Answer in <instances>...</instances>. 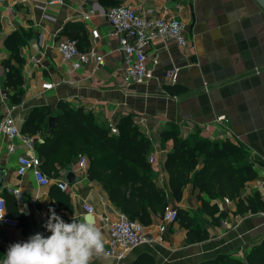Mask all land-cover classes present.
Instances as JSON below:
<instances>
[{
  "label": "crops",
  "instance_id": "1",
  "mask_svg": "<svg viewBox=\"0 0 264 264\" xmlns=\"http://www.w3.org/2000/svg\"><path fill=\"white\" fill-rule=\"evenodd\" d=\"M53 1V2H52ZM101 0H0V120L11 110L19 136L0 132V196L5 198V218L0 220V264L9 245L27 241L31 235L50 236L43 225L52 208L65 221L90 215L104 237V252L91 264H194L221 253L245 259L254 245L264 240V208L257 212L238 210V200L228 196L210 198L188 184L180 200L170 192L167 155L174 149L172 135L199 134L210 140L230 139L243 148L258 177L248 180L240 198L264 201L259 181L264 175V8L256 0H117L135 7L148 17H175L184 25L188 46L173 40H153L146 63L153 75L144 83L126 80L125 54ZM99 32L98 37L92 30ZM15 31L27 41L15 53L7 38ZM76 39L81 50L95 48L103 62L90 60L73 68L65 60L60 43ZM39 43L36 54L31 41ZM158 63H155V60ZM178 68L177 79L167 75ZM44 83L52 88L44 89ZM92 111L102 123L118 125L131 115L152 142L149 158L159 187L169 195L168 205L189 212L209 233L203 241L189 243L188 229L179 220L168 224L164 234L154 232L156 242L133 247L117 259L106 254L110 226L121 209L110 199L102 182L83 172L79 156L40 183L33 170L19 175V157L34 152L51 132L49 118L60 110L59 103ZM56 117V116H55ZM57 121V120H56ZM118 127V126H117ZM114 134V133H113ZM85 155V154H84ZM42 164L44 157H41ZM72 166L75 180L66 171ZM42 168V165H41ZM68 183L69 189L58 186ZM202 198L217 204L214 216L201 209ZM229 199V202L225 200ZM94 210L88 212L85 203ZM160 213L145 224L154 229ZM223 215V216H222ZM220 216V217H219ZM141 222V221H140Z\"/></svg>",
  "mask_w": 264,
  "mask_h": 264
},
{
  "label": "trees",
  "instance_id": "2",
  "mask_svg": "<svg viewBox=\"0 0 264 264\" xmlns=\"http://www.w3.org/2000/svg\"><path fill=\"white\" fill-rule=\"evenodd\" d=\"M101 1L110 3L109 0ZM112 2L105 6L119 5L117 0ZM26 41V34L21 31H15L7 38L15 53ZM58 106L57 125L38 146L40 156L44 157L42 170L56 175L59 169L72 162L73 157L85 154L89 159V177L102 182L110 199L129 218L148 224L154 214H163L170 198L158 186L152 171L149 154L153 144L133 117L122 116L117 125L119 133L113 134L108 124L100 122L92 111L72 107L63 101ZM172 138L174 149L167 155L165 168L170 175V192L176 200H180L185 187L192 184L213 199L236 198L241 212L243 206L253 212L264 208L259 193L257 200L248 198V204L240 198L246 182L258 177L241 146L230 139L213 141L199 134L190 137L174 134ZM201 209L218 220L215 216L219 210L217 204L202 198ZM178 220L188 229L189 243L208 238L207 230L186 210L178 208ZM133 264L147 263L138 260ZM194 264H264V240L254 245L245 259L232 253H221Z\"/></svg>",
  "mask_w": 264,
  "mask_h": 264
},
{
  "label": "built area",
  "instance_id": "3",
  "mask_svg": "<svg viewBox=\"0 0 264 264\" xmlns=\"http://www.w3.org/2000/svg\"><path fill=\"white\" fill-rule=\"evenodd\" d=\"M104 14L108 22L114 27L115 34L119 39L120 49L125 54L124 76L128 81L144 83L151 79L153 73L149 69L146 60L147 49L153 40H173L181 48L188 46V39L184 33V25L175 17H148L145 12H139L135 7L127 4L108 7ZM92 35L98 37V30L93 29ZM60 50L65 60L73 61V68L75 69L82 67L92 59H95L98 63L103 62V56L95 48L81 50L77 40L73 38L63 40L60 43ZM158 62L156 59L155 63ZM178 71V68H171L167 72V75L172 77L175 82ZM52 86V83L43 84L44 89L52 88ZM111 131L114 134L119 133V129L115 124H112ZM0 132L7 134L10 138L21 135L15 124L11 110L0 120ZM24 138L30 144L31 150L19 157L18 174L23 175L27 171L33 170L40 183L44 185L49 184L51 177L42 170L41 157L35 154L33 144L30 143V137L26 136ZM153 159L154 156H151L150 161ZM79 165L83 172L88 170L89 159L86 155L82 154L79 156ZM58 186L64 190L69 189L68 183L63 180L58 181ZM259 187L264 193V175L260 178ZM225 200L229 202L228 198H225ZM84 208L88 212L94 210L92 204L87 202L84 204ZM4 210L5 198L0 196V213H3ZM4 220L14 225L18 224L17 220H9L5 216ZM177 220L178 208L172 205H168L165 208L160 222L155 224L153 230H147L142 222L131 219L126 214H121L110 226V241L106 254L121 259L133 247L156 242L157 238L154 232L160 233L162 237L168 224Z\"/></svg>",
  "mask_w": 264,
  "mask_h": 264
},
{
  "label": "clouds",
  "instance_id": "4",
  "mask_svg": "<svg viewBox=\"0 0 264 264\" xmlns=\"http://www.w3.org/2000/svg\"><path fill=\"white\" fill-rule=\"evenodd\" d=\"M43 227L51 233L31 235L27 241L9 245L2 264H91L94 255L104 252V237L94 219L72 218L65 222L54 209ZM6 213H0V220Z\"/></svg>",
  "mask_w": 264,
  "mask_h": 264
},
{
  "label": "water",
  "instance_id": "5",
  "mask_svg": "<svg viewBox=\"0 0 264 264\" xmlns=\"http://www.w3.org/2000/svg\"><path fill=\"white\" fill-rule=\"evenodd\" d=\"M256 1L260 4V6L262 8H264V0H256ZM38 43L39 42L37 40H35V39H33L31 41V48H32L31 51H32L33 54H36V52L39 49V44ZM49 123H50L49 126H50V130H51V129H53L57 125L56 117L55 116H51L49 118ZM66 178H67V180L69 182H73L75 180V174H74V171H73L72 166H69L67 168Z\"/></svg>",
  "mask_w": 264,
  "mask_h": 264
},
{
  "label": "rangeland",
  "instance_id": "6",
  "mask_svg": "<svg viewBox=\"0 0 264 264\" xmlns=\"http://www.w3.org/2000/svg\"><path fill=\"white\" fill-rule=\"evenodd\" d=\"M149 160H150V158H149Z\"/></svg>",
  "mask_w": 264,
  "mask_h": 264
}]
</instances>
